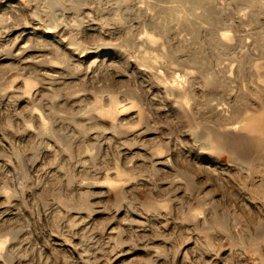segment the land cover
Here are the masks:
<instances>
[{
    "label": "rangeland",
    "instance_id": "rangeland-1",
    "mask_svg": "<svg viewBox=\"0 0 264 264\" xmlns=\"http://www.w3.org/2000/svg\"><path fill=\"white\" fill-rule=\"evenodd\" d=\"M0 264H264V0H0Z\"/></svg>",
    "mask_w": 264,
    "mask_h": 264
}]
</instances>
